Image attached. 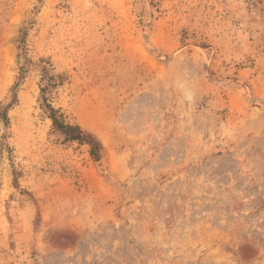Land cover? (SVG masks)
I'll list each match as a JSON object with an SVG mask.
<instances>
[{"label":"rangeland","instance_id":"1","mask_svg":"<svg viewBox=\"0 0 264 264\" xmlns=\"http://www.w3.org/2000/svg\"><path fill=\"white\" fill-rule=\"evenodd\" d=\"M11 102L0 264H264V0H0Z\"/></svg>","mask_w":264,"mask_h":264},{"label":"trees","instance_id":"2","mask_svg":"<svg viewBox=\"0 0 264 264\" xmlns=\"http://www.w3.org/2000/svg\"><path fill=\"white\" fill-rule=\"evenodd\" d=\"M26 29L27 28L25 26L22 27V35H25ZM23 70L24 67L22 66V68L20 69V77H22L23 75ZM47 72L48 71L45 68L43 79L46 81V85L41 89V99L43 110L52 122V133L56 135L57 140H59L61 143L77 142L80 145H87L91 157L96 161L101 160L104 154V146L102 141L92 132L85 130L80 124L72 122L60 108L54 107L52 103L48 101L49 99L46 96V92L49 87L54 86V84L56 83L55 77L49 76ZM18 86L19 81L16 82L12 89L16 91ZM12 103L13 102L2 109V111L0 112V116H4V118H7L6 111ZM14 184L16 187H19L17 176H14Z\"/></svg>","mask_w":264,"mask_h":264}]
</instances>
